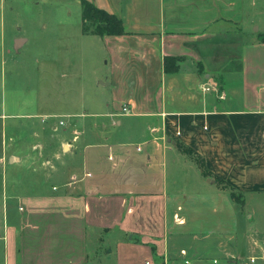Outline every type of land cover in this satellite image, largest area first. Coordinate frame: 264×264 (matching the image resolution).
<instances>
[{
    "label": "crops",
    "instance_id": "0c3cea01",
    "mask_svg": "<svg viewBox=\"0 0 264 264\" xmlns=\"http://www.w3.org/2000/svg\"><path fill=\"white\" fill-rule=\"evenodd\" d=\"M29 1L48 20L2 53L54 41L0 105V264H264V0H90L122 18L110 34L82 0Z\"/></svg>",
    "mask_w": 264,
    "mask_h": 264
},
{
    "label": "rangeland",
    "instance_id": "374dc122",
    "mask_svg": "<svg viewBox=\"0 0 264 264\" xmlns=\"http://www.w3.org/2000/svg\"><path fill=\"white\" fill-rule=\"evenodd\" d=\"M2 1V0H1ZM39 4L30 2L29 0H4L3 4L0 6V10L3 11V17L5 20V24H4V28H2L0 26V36L3 37V39L5 41L8 40V38L11 36V33L14 31H19L21 32V34L24 33V29H29L32 28V25H30V22H36L39 23L40 21H45L48 20V16L46 14V12L42 9H50V6H45L42 5L41 9L39 8ZM42 10V11H41ZM28 13H31L28 14ZM33 28H35L33 26ZM5 32V33H4ZM37 34V33H35ZM46 33L44 32L43 34H40V38H39V34L38 35H29L30 39L25 47L22 46L20 48V50H18L19 48L16 46L11 47V51L9 52V54L4 50V55L2 53V48L0 46V81H1V77H4V84H6L4 87H2V84L0 83V105L2 104V98L4 97V101L6 99H9L11 97L10 94V89H9V84L10 81H17V82H22V86L26 87L25 89H23L22 91H29V92H34V85L36 83V76L33 77V75H36L32 72V67H34V65L36 64L37 59H41L42 56L46 55V54H52V50H50L49 45L52 43H49L47 48H42L41 45H43L45 43V47L47 44V38H46ZM241 40V39H239ZM54 41V40H53ZM241 42V41H240ZM239 42V44H240ZM238 44V45H239ZM1 45V43H0ZM234 46V45H233ZM226 46L224 45V53H227L228 55H230V50H228V48H230V44H228V46L225 48ZM17 53H20V57L23 58L24 54L26 53L28 55L29 58L32 57L33 62L31 59H29L28 62H26V60L24 59L23 61L25 63H29L30 69H31V74L27 73L28 77H26V79L23 80L22 77H12V72H13V67L12 64L14 65V63H12V57L11 55H15L16 57H19ZM31 54V55H30ZM4 56V57H3ZM34 56V58H33ZM53 56V55H52ZM41 63V62H40ZM21 63H20V67H21ZM33 73V75H32ZM31 83V84H30ZM19 91H21L20 89H18ZM5 93H7V96L5 95ZM13 97V96H12ZM14 98V97H13ZM0 138L2 139V135L0 133ZM28 172V171H27ZM29 173L32 174L31 170H29ZM29 173L27 174L28 177L31 176L29 175ZM22 174V172H21ZM1 175V172H0ZM41 175V174H40ZM27 177V176H26ZM259 212V211H257ZM176 262H172L170 264H183L180 260H175ZM212 262V260H211Z\"/></svg>",
    "mask_w": 264,
    "mask_h": 264
},
{
    "label": "trees",
    "instance_id": "16d2710c",
    "mask_svg": "<svg viewBox=\"0 0 264 264\" xmlns=\"http://www.w3.org/2000/svg\"><path fill=\"white\" fill-rule=\"evenodd\" d=\"M82 15L83 27L86 32L110 34L123 33L125 31L122 18L119 15L95 5L90 0H82ZM177 59H179V57L166 55V67L168 69L175 67V62ZM178 145L180 146V149L192 154L196 158L204 174L213 177L219 185L230 192L235 200L238 202H243V193L239 191L232 183L210 170L206 165L204 157H202L193 147L183 142H179Z\"/></svg>",
    "mask_w": 264,
    "mask_h": 264
},
{
    "label": "built area",
    "instance_id": "2783aa9c",
    "mask_svg": "<svg viewBox=\"0 0 264 264\" xmlns=\"http://www.w3.org/2000/svg\"><path fill=\"white\" fill-rule=\"evenodd\" d=\"M207 88H209V86H207ZM123 110L126 111V112H129L130 111L129 105L128 104H125L123 106ZM61 122H63V120H61ZM138 149H141V146H138ZM176 217L179 218L178 215H176ZM186 261L188 262V260H186Z\"/></svg>",
    "mask_w": 264,
    "mask_h": 264
}]
</instances>
